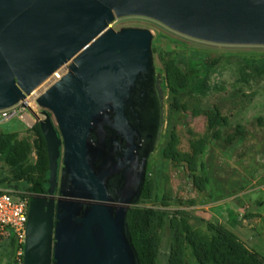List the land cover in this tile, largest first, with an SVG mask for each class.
I'll list each match as a JSON object with an SVG mask.
<instances>
[{
  "label": "water",
  "instance_id": "obj_1",
  "mask_svg": "<svg viewBox=\"0 0 264 264\" xmlns=\"http://www.w3.org/2000/svg\"><path fill=\"white\" fill-rule=\"evenodd\" d=\"M127 17L202 42L264 46V0H0V110L68 66L36 100L49 189L30 200L24 264H140L127 219L163 107L151 31L111 28Z\"/></svg>",
  "mask_w": 264,
  "mask_h": 264
},
{
  "label": "rangeland",
  "instance_id": "obj_2",
  "mask_svg": "<svg viewBox=\"0 0 264 264\" xmlns=\"http://www.w3.org/2000/svg\"><path fill=\"white\" fill-rule=\"evenodd\" d=\"M111 28L151 31L161 82L163 126L149 160L145 196L133 207L140 210L137 225L148 239L149 264H203L194 245L217 246L218 231L232 233L229 213L239 221L252 216L250 207L264 205V68L245 62L264 57V46L202 42L143 17L115 19ZM191 58L207 68L204 88L184 95L177 90L186 82ZM67 73L68 66L31 98ZM36 125L23 119L0 125V136L11 135L21 154L14 166L0 156V189L27 193V180L40 175ZM176 227L185 234L183 244L175 240ZM12 256L10 245H0V264H11Z\"/></svg>",
  "mask_w": 264,
  "mask_h": 264
},
{
  "label": "trees",
  "instance_id": "obj_3",
  "mask_svg": "<svg viewBox=\"0 0 264 264\" xmlns=\"http://www.w3.org/2000/svg\"><path fill=\"white\" fill-rule=\"evenodd\" d=\"M245 62L251 66H259L264 68V57L258 59H246ZM188 69L189 72L186 82L177 90V92L184 95L201 92L204 88V76L207 72V68L201 62L191 58L189 60ZM34 130L41 140L39 155L42 161V167L38 177L29 178L27 181L30 184H33L34 182L43 184L46 182V179L49 175L48 155L46 143L39 124L36 125ZM12 139L13 137L11 135L0 136V156L7 155L9 163L14 166L20 160L21 154L13 148ZM36 186L40 187L42 185ZM146 188L147 181L145 183L141 199H143L145 196ZM139 215V209H130L127 222L133 244L138 253L140 264H149V243L144 231L141 230L137 225ZM176 229L175 240L179 244H183L185 234L178 227H176ZM216 244L217 246L204 244L200 249L194 245V254L198 261L202 262L203 264H264V258L258 255L256 252L245 248L238 238L228 231H218V239ZM10 247L14 253L13 242L10 244ZM182 252L183 251H181V253Z\"/></svg>",
  "mask_w": 264,
  "mask_h": 264
},
{
  "label": "built area",
  "instance_id": "obj_4",
  "mask_svg": "<svg viewBox=\"0 0 264 264\" xmlns=\"http://www.w3.org/2000/svg\"><path fill=\"white\" fill-rule=\"evenodd\" d=\"M36 100L28 97L18 105L0 110V125L14 119H23L28 125L42 120ZM15 197V198H14ZM30 197L27 193H14L0 189V245L14 244L11 264H24L26 227Z\"/></svg>",
  "mask_w": 264,
  "mask_h": 264
},
{
  "label": "crops",
  "instance_id": "obj_5",
  "mask_svg": "<svg viewBox=\"0 0 264 264\" xmlns=\"http://www.w3.org/2000/svg\"><path fill=\"white\" fill-rule=\"evenodd\" d=\"M252 216L237 218L235 213H229L227 229L235 234L249 249L264 258V205L249 208ZM224 220V218H223Z\"/></svg>",
  "mask_w": 264,
  "mask_h": 264
},
{
  "label": "flooded vegetation",
  "instance_id": "obj_6",
  "mask_svg": "<svg viewBox=\"0 0 264 264\" xmlns=\"http://www.w3.org/2000/svg\"><path fill=\"white\" fill-rule=\"evenodd\" d=\"M51 87V86H50ZM49 87V88H50ZM48 88V89H49ZM47 89V90H48ZM46 90V91H47ZM41 113H43V110L41 109ZM38 124V123H37ZM146 144H147V142H146V140H143L142 141V147L143 148H145L146 147ZM151 157V156H150ZM150 157H149V160H150ZM149 160H148V164H149ZM62 168V167H61ZM147 169H148V166H147ZM60 178H61V173H60V175H59V180H58V186H57V189H56V193H55V199L57 200L58 198H60L61 197V195H60ZM48 179H49V175H48V177H47V179H46V182L45 183H43V184H41V183H39V182H34L33 184H31L30 185V188H29V191L27 192V194L29 195V197H30V200L34 197V196H36V195H41V196H47L48 195V189H49V186H48ZM146 180H147V174H146ZM146 183V182H145ZM36 185H42V186H40V187H38V186H36ZM43 190V191H42ZM141 200V199H140ZM139 200V201H140ZM139 203V202H138ZM137 203V204H138ZM136 204V205H137ZM135 205V206H136ZM55 223H56V221H55Z\"/></svg>",
  "mask_w": 264,
  "mask_h": 264
},
{
  "label": "bare ground",
  "instance_id": "obj_7",
  "mask_svg": "<svg viewBox=\"0 0 264 264\" xmlns=\"http://www.w3.org/2000/svg\"><path fill=\"white\" fill-rule=\"evenodd\" d=\"M55 76H57L56 74H55ZM58 77V76H57Z\"/></svg>",
  "mask_w": 264,
  "mask_h": 264
}]
</instances>
